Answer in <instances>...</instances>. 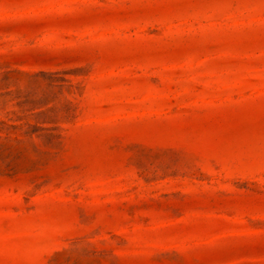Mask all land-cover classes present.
<instances>
[{
    "label": "rangeland",
    "instance_id": "obj_1",
    "mask_svg": "<svg viewBox=\"0 0 264 264\" xmlns=\"http://www.w3.org/2000/svg\"><path fill=\"white\" fill-rule=\"evenodd\" d=\"M0 264H264V0H0Z\"/></svg>",
    "mask_w": 264,
    "mask_h": 264
}]
</instances>
